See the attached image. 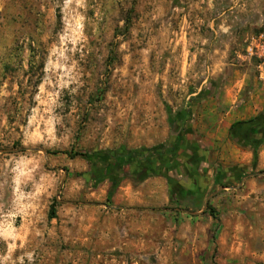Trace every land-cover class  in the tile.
Masks as SVG:
<instances>
[{
  "label": "rangeland",
  "instance_id": "rangeland-1",
  "mask_svg": "<svg viewBox=\"0 0 264 264\" xmlns=\"http://www.w3.org/2000/svg\"><path fill=\"white\" fill-rule=\"evenodd\" d=\"M261 34L264 0H0V264H264V139L238 134L264 121ZM176 136L168 203L105 238L130 168L62 152Z\"/></svg>",
  "mask_w": 264,
  "mask_h": 264
},
{
  "label": "crops",
  "instance_id": "crops-1",
  "mask_svg": "<svg viewBox=\"0 0 264 264\" xmlns=\"http://www.w3.org/2000/svg\"><path fill=\"white\" fill-rule=\"evenodd\" d=\"M200 107H203L204 105H199ZM197 107V106H196ZM204 115H202V118ZM204 119V118H203ZM260 123H252L248 124L245 128L238 131V134L241 135L243 138L244 136L240 134V132L244 131L248 127H252L255 125H260ZM229 128L232 124H229ZM200 130L202 135L205 134L202 127V123L200 122ZM219 132V131H218ZM241 132V133H242ZM253 132V130L251 131ZM213 134V133H211ZM225 137L224 134L214 133V138L218 141H221ZM246 140V138H244ZM257 148L261 146V141L254 143ZM252 144H246V146H252ZM154 146H150L152 148ZM188 148L186 147V150ZM261 150V149H260ZM259 158L261 159V154L259 155ZM159 163L157 164V169L159 168ZM129 169V167H126ZM162 170L164 169L163 166L161 167ZM134 183L132 180H124L121 182V184L113 191L112 198H113V207L111 208V218H107L106 225H105V238L107 239H115L117 235L118 228V222L123 225V231L126 230H141L146 231L147 230V223L143 219L140 223L137 220H132L130 218H127V216L130 215H137L139 212L148 213L153 207H162L166 203H168V183L166 178L162 174H158V172L155 170V174H152L150 176H146L143 179L140 180L139 183Z\"/></svg>",
  "mask_w": 264,
  "mask_h": 264
},
{
  "label": "trees",
  "instance_id": "trees-1",
  "mask_svg": "<svg viewBox=\"0 0 264 264\" xmlns=\"http://www.w3.org/2000/svg\"><path fill=\"white\" fill-rule=\"evenodd\" d=\"M186 122V121H185ZM168 123L171 129L177 134L178 131L182 129L183 123H179L177 118L168 117ZM181 137L176 136L174 140L171 142L170 146L161 145L157 148L152 149H143V150H134L131 152L126 151L125 149H119L116 151H108L101 152L95 151L92 153L88 152H67L64 151L62 154L67 155L70 159H74L76 157H80L85 159L90 163L93 169L96 168L95 171H98L96 174L101 176L103 171L108 172V170L114 168L120 170V173L124 168H130V176L134 183H139L141 179L146 176H150L155 174V170L157 168V164L163 163L165 158L168 159L172 155L176 154L180 151L181 145ZM159 163V164H160ZM98 167V168H97ZM100 168H104V170H98ZM97 177V176H96ZM96 177H90L91 180H95ZM122 179H126L127 176L123 175ZM213 213V211H210ZM211 217L214 218V215L211 214ZM55 218V211L52 207L48 219ZM216 219V218H215Z\"/></svg>",
  "mask_w": 264,
  "mask_h": 264
},
{
  "label": "built area",
  "instance_id": "built-area-1",
  "mask_svg": "<svg viewBox=\"0 0 264 264\" xmlns=\"http://www.w3.org/2000/svg\"><path fill=\"white\" fill-rule=\"evenodd\" d=\"M246 54L249 59H253L258 63V69L264 65V35L261 34L257 38L252 39L246 48ZM262 74L260 73V78Z\"/></svg>",
  "mask_w": 264,
  "mask_h": 264
},
{
  "label": "flooded vegetation",
  "instance_id": "flooded-vegetation-1",
  "mask_svg": "<svg viewBox=\"0 0 264 264\" xmlns=\"http://www.w3.org/2000/svg\"><path fill=\"white\" fill-rule=\"evenodd\" d=\"M252 130L253 132H251ZM241 132L240 134H242L246 140H250L249 143L247 142L248 144L262 141L264 139V121L260 125L248 127L242 133Z\"/></svg>",
  "mask_w": 264,
  "mask_h": 264
}]
</instances>
